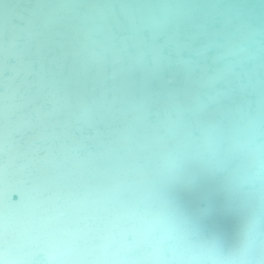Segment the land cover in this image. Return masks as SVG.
I'll use <instances>...</instances> for the list:
<instances>
[{
    "label": "snow or ice",
    "instance_id": "6c2138e0",
    "mask_svg": "<svg viewBox=\"0 0 264 264\" xmlns=\"http://www.w3.org/2000/svg\"><path fill=\"white\" fill-rule=\"evenodd\" d=\"M119 5L131 26L141 9L160 26L150 53L123 42L108 53L89 38L113 0H49L64 12L56 26L18 16L4 45L14 87L0 96V264H264V25L220 30L184 0ZM224 51L239 62L203 97ZM73 96L78 121L122 126L69 164L56 139ZM183 191L208 206L189 211ZM217 198L246 216L233 244L206 223Z\"/></svg>",
    "mask_w": 264,
    "mask_h": 264
},
{
    "label": "water",
    "instance_id": "95a60500",
    "mask_svg": "<svg viewBox=\"0 0 264 264\" xmlns=\"http://www.w3.org/2000/svg\"><path fill=\"white\" fill-rule=\"evenodd\" d=\"M113 2L114 5H119V0H113ZM184 2L197 5V7L193 9L195 19L197 20L202 21L203 16L211 17L213 22H217L218 18L223 19L222 30L227 27L228 32H231V29L235 28V25H237L241 19H246L256 27L264 25V0H184ZM212 3H215V5L210 8L209 6ZM48 4L49 0H0V49L4 48L5 43L9 40L11 35L16 32L15 26H24V21H21L18 16H23L25 19H31L35 25H40L47 20H52L53 27H55L56 25L54 22L63 17L64 12L60 9H52L51 7L45 6ZM116 5L114 7H117ZM120 9L123 13L118 9V20L116 19L114 12H112L108 21L99 22L93 26L95 31H93L90 36L91 40L103 42L105 37L115 35L113 38L115 40L113 46L115 51L118 50L115 46L123 42L133 48H140L146 54L150 53L154 48V44L158 43V41H154V37L159 33L160 26L154 25L147 19V16L149 15L147 9L137 11V23L134 26H131L128 14L121 7ZM34 12L36 13L35 16L32 15ZM111 24H113L114 27H112ZM28 37V32H22L19 33L17 40ZM107 45H109V43H107ZM227 60H235V58L221 53L217 67L227 62ZM235 63H238V61H235ZM226 65L229 66L231 63L227 62ZM144 70L147 72L148 68L146 67ZM171 71L180 72L181 70L179 67H173ZM212 76L225 78L216 73V69ZM217 84V80L212 83L208 81V86L203 90L202 96L210 98V95L215 91ZM71 100V108L78 111L81 102L77 100L76 97H73ZM160 102H164L163 98H161ZM238 115L239 114L233 116V123H235ZM116 122L118 125L122 126L121 121L117 120ZM141 132H143L142 128L139 129L137 134H140ZM188 194L189 197L195 196L189 191ZM13 199H20V195L17 194ZM196 200L197 204L200 206L203 205L207 207L206 201L197 198ZM236 224H240L239 217ZM238 229L239 228H235V230ZM234 233L235 231L233 230L232 234ZM238 238L239 236L235 237V240L237 241Z\"/></svg>",
    "mask_w": 264,
    "mask_h": 264
},
{
    "label": "bare ground",
    "instance_id": "6f19581e",
    "mask_svg": "<svg viewBox=\"0 0 264 264\" xmlns=\"http://www.w3.org/2000/svg\"><path fill=\"white\" fill-rule=\"evenodd\" d=\"M2 1V0H1ZM116 5V4H115ZM215 3L210 4V8L213 7ZM117 7H114L113 12L116 15V19L118 20L117 16H119V11H121L119 5H116ZM122 12V11H121ZM123 13V12H122ZM27 16V15H26ZM202 19V18H201ZM214 20V19H213ZM108 21V19L106 20ZM203 22L208 24L211 27L217 28L222 30L223 26V19L218 18L217 22H213L211 20V17L203 16ZM46 22L50 23L53 26L52 20H47ZM215 23V24H214ZM112 27H114L113 24H111ZM236 26V25H235ZM115 35L107 36L104 38L103 42H99L101 44L102 48L106 50L108 53H111L115 51L113 49V46L115 44V40L113 39ZM90 38V37H89ZM30 39L28 38H20L17 40L18 49L19 46L23 45L25 42H27ZM91 39V38H90ZM109 43V45H107ZM222 54L233 56L235 60H227V62H230L231 65H226L227 62L221 64L216 68V73H218L222 77H226L228 73L231 71L233 65L235 64V61L239 62L238 57H235L234 54L230 55L226 51L222 52ZM35 68V66H34ZM8 73L5 71V55H4V48L0 49V96H8L11 95V89L14 87L8 80ZM224 78H217L211 76L209 78V82L212 83L213 81L217 80L218 82L223 81ZM216 90V88H215ZM212 95H210L211 97ZM75 97V96H73ZM72 97V98H73ZM71 98V99H72ZM72 101V100H71ZM4 101H0V103H3ZM163 103V102H161ZM248 104L251 106V112L252 115L255 116L258 120V92L255 96H250L248 99ZM70 107L64 111L60 116L61 125L57 128V132L61 133L57 139H56V146L57 148L62 151L65 154V158L69 164H74L76 162L75 156L73 153V149L75 148H81L87 149L91 146L90 141L92 138H94L97 134H101L104 136H107L109 138H114L112 136H109V133L112 129L121 127L118 125V123L115 121L112 123L111 128L109 127L107 122L97 121L95 124L90 123L86 119L77 120L76 117H80L82 113L80 110H73V108ZM247 118L246 113H239L237 116L235 123H239L244 121ZM67 124V127L64 126V124ZM15 125V118L10 122L9 126ZM198 131L195 129L193 130V136L198 135ZM180 199L182 204L188 209L189 211H196L199 208H204L205 206L197 204L196 196L189 197L188 191H183L180 193ZM216 207L212 213V215L206 220V223L211 228V231L214 233L221 235L225 238V240L229 244H233L236 242L235 237L239 236L242 229L244 228V225L246 223V216H242L240 214L230 212L226 209L221 208V205L223 203L222 198H217L216 201ZM208 206V205H207ZM239 217L240 224H236ZM236 226V227H235ZM239 228L238 230H235V228ZM257 227L259 229L260 227V220L259 216H257ZM233 230L235 231L234 234ZM206 237L210 239L208 234H206Z\"/></svg>",
    "mask_w": 264,
    "mask_h": 264
}]
</instances>
